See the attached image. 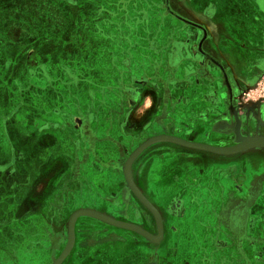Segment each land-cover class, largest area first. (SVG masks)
Wrapping results in <instances>:
<instances>
[{"label":"rangeland","instance_id":"rangeland-1","mask_svg":"<svg viewBox=\"0 0 264 264\" xmlns=\"http://www.w3.org/2000/svg\"><path fill=\"white\" fill-rule=\"evenodd\" d=\"M203 2L213 6L201 10L202 0H0V68L12 59L11 71L41 72L53 98L73 86L88 92L78 99L77 119L49 108L44 122L34 121L32 132L52 140L46 149L63 154L47 160L55 175L37 173L25 158L40 149L37 141L21 151L14 183L0 199V264H51L78 209L157 231L154 214L125 181L124 162L149 137L200 135L205 123L229 125L224 146L254 144L216 154L157 140L130 163L133 182L161 217L159 240L87 214L76 217L74 230L81 241L111 231L134 254L158 252L157 264H264V142L258 139L264 137V63L249 71L227 62L221 25L236 16L219 20L216 0ZM222 4L226 13L239 6L247 15L249 4L260 10L257 0ZM253 22L245 16V24ZM255 23L264 28L263 20ZM223 199L239 204L243 220L232 238L223 233Z\"/></svg>","mask_w":264,"mask_h":264},{"label":"crops","instance_id":"crops-1","mask_svg":"<svg viewBox=\"0 0 264 264\" xmlns=\"http://www.w3.org/2000/svg\"><path fill=\"white\" fill-rule=\"evenodd\" d=\"M215 5L217 9L216 15L219 17V20H227L228 14L236 16L233 18V20H235L233 24L224 23V21L221 20V23L223 21L221 30L225 31L224 34L228 39L224 42L222 41L220 47L225 53L227 62L235 63L237 67H247L249 71L252 70L253 67L256 68V63H264V41L262 40L264 28L255 23L257 19L264 21V11L262 12L259 8L260 10L258 12L255 4H249L248 9L250 12H248L247 15L253 16V21L255 22H253V24H245V16L247 15L239 6L236 7V10L226 13L223 9L222 0H216ZM218 5L220 6L218 7ZM211 6H213L211 3L209 5L208 2H203L202 0L201 10H209ZM9 61L8 67L0 68V158L3 157L7 150V160L5 162H1L0 160V199L1 194L5 192L4 189L7 188V191H9L11 183H14V177L18 168L16 166V160L20 157L21 151L25 153L26 147L29 148L27 152L30 151L31 144L35 141L38 142L40 149L36 152L29 153L27 156L25 155V158L32 160L30 161L34 165L32 169H36L37 173L54 172L56 175V170L52 167L54 164L51 165V161L47 160H54L59 157L62 158L63 153L51 152L46 149V145L44 146V144L52 140H50L46 134L44 136L39 135V137L32 132L31 129L36 125L34 121H39V123L44 122V117L42 115H45V112H47L49 108H54L63 113V116L65 111L70 114L72 113L71 117L75 119L76 117L73 116V113H75V107L78 105V99L80 96L88 95V92L86 93V91L73 86L68 90H63L62 88L53 98L51 93L52 89H50L51 86L46 84L47 77H45V75L41 72H25L23 75L24 72L11 71V67L16 60L14 61L11 59ZM22 77L27 81L30 80V82H26L25 86H18L17 80L22 79ZM31 79L41 80L43 81V85H33ZM59 120H62V118H59ZM218 126V124L212 125L214 131ZM26 130L29 131L26 132ZM185 132L186 140L192 141L196 135L195 132ZM57 141L58 140H56V142ZM60 141L62 142V140ZM211 141L213 140H210V142ZM224 145L225 144H219L217 146ZM2 146H5V149H2ZM44 148L45 150H43ZM263 168L264 167L260 170ZM102 247V245L99 246V250H102ZM92 249L93 248L86 249L84 252L85 258L82 259L83 262L80 263L87 264L92 261ZM117 254L120 255L119 252ZM126 254V264L132 263L130 257L134 252H132L131 247H126ZM120 263L125 264L123 262ZM77 264H79V262Z\"/></svg>","mask_w":264,"mask_h":264},{"label":"flooded vegetation","instance_id":"flooded-vegetation-1","mask_svg":"<svg viewBox=\"0 0 264 264\" xmlns=\"http://www.w3.org/2000/svg\"><path fill=\"white\" fill-rule=\"evenodd\" d=\"M258 6L261 10L264 11V0H257ZM214 123H205L203 126L205 128L206 133L204 134H196L194 139L192 141H201L206 142L213 145H223L224 144V133L231 129H229V125L226 124H218L219 126L215 128V131L212 130V125ZM208 129L206 130V128ZM226 127V128H225ZM264 135V134H263ZM180 138H185L184 135H178ZM210 140H213L211 142ZM136 185V184H135ZM138 187V185H136ZM252 187V183H251ZM140 188L138 187V190ZM251 190V189H250ZM63 191V189H61ZM140 191V190H139ZM141 192V191H140ZM144 196L145 194L141 192ZM147 199V197L145 196ZM229 199H223L221 202L219 201V205L221 206V218L224 226V235L226 237L232 238L236 234H239L241 232V226L243 223L242 217L240 216V210L237 208L239 204L235 201H228ZM237 203V205L235 204ZM233 204V205H232ZM73 212H71L72 214ZM70 214V215H71ZM69 215V216H70ZM77 221V220H76ZM148 231V230H147ZM152 234H156L157 231L154 230L153 232L149 231ZM164 234V227L162 228V235ZM109 235V236H108ZM108 237L106 239L105 237ZM80 234H78V231L74 230V238H73V244L66 255V257L63 259V261L60 264H82L80 262H83L82 259L85 258L84 252L88 248H93L91 252L92 253V261L87 264H94L96 262H99V264H122L120 262H123L126 264L127 254H126V247L127 241L126 238L122 236H115L112 239V232L111 231H105L103 236L100 237L98 240L91 241L89 238H85L83 241H81ZM103 246L102 250H99V246ZM65 246V244H64ZM98 250H97V249ZM101 251V252H100ZM120 253L118 255L117 253ZM157 256L158 252L154 251H148V252H138L133 254L130 258L132 259V263L127 264H157ZM120 261V262H119Z\"/></svg>","mask_w":264,"mask_h":264},{"label":"water","instance_id":"water-1","mask_svg":"<svg viewBox=\"0 0 264 264\" xmlns=\"http://www.w3.org/2000/svg\"><path fill=\"white\" fill-rule=\"evenodd\" d=\"M258 139H260L262 142H264V137H259ZM157 140H171V141H174L178 144H181V145L189 147V148H193V149H197V150H203V151L216 153V154H228V153H234V152H241L243 150H246V149L252 147L254 144V142L250 141V142H244V143L236 144V145L230 146V147L217 146V145H213V144H209V143L190 141V140H186L184 138H180V137L173 136V135H167V134H159V135H155V136H152V137L145 139L126 158L124 165H123V174H124L125 181H126L127 185L129 186V188L132 190V192L154 214V216L157 220V227H158L157 233L152 234L137 224L118 220V219L112 218L108 215H105V214L100 213V212H96V211L91 210V209H78V210H75L68 218V239H67V242H66L64 248L59 253V255L52 261L51 264H60L62 262V260L65 258V256L68 254V252L70 251L72 244H73V238H74L75 219L77 216L83 215V214L95 216L101 220H104V221L112 224V225L136 231V232L142 234L143 236H145L146 238H148L149 240H152V241H157L161 238V236H162V223H161V217L159 215V212L145 198V196L138 190V188L136 187L135 183L133 182L131 175H130V172H129L130 163H131L132 159L137 155V153L141 149H143L147 144H149L153 141H157Z\"/></svg>","mask_w":264,"mask_h":264}]
</instances>
